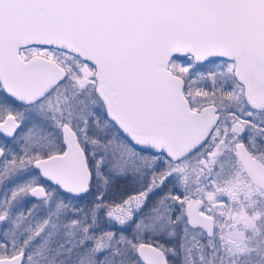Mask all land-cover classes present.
Wrapping results in <instances>:
<instances>
[{"label": "snow or ice", "instance_id": "snow-or-ice-1", "mask_svg": "<svg viewBox=\"0 0 264 264\" xmlns=\"http://www.w3.org/2000/svg\"><path fill=\"white\" fill-rule=\"evenodd\" d=\"M0 264H264V0H0Z\"/></svg>", "mask_w": 264, "mask_h": 264}]
</instances>
